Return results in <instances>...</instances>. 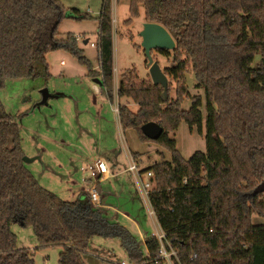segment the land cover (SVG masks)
I'll use <instances>...</instances> for the list:
<instances>
[{"label":"trees","instance_id":"16d2710c","mask_svg":"<svg viewBox=\"0 0 264 264\" xmlns=\"http://www.w3.org/2000/svg\"><path fill=\"white\" fill-rule=\"evenodd\" d=\"M141 5L146 20L163 24L176 41L172 50H157L173 51V65L164 69L167 94L162 84L140 80L135 68L124 73L116 91L119 99L140 106L135 112L119 102L123 128L171 153L142 170L153 174L149 197L157 220L181 264H264V191L255 192L264 181V0H130L127 24ZM88 17L61 0H0V90L8 78H37L43 68L50 76L47 55L63 49L89 74L102 75V89L114 101L112 0H103L100 13V71L78 38L62 37L59 29L65 18ZM189 70L204 94L190 96ZM187 96L188 110L182 107ZM204 119L207 150L186 158L169 133L183 120L202 130ZM148 121L164 127L159 139L142 131ZM24 157L20 123L0 98V264H36L34 250L18 246L14 223L31 226L42 247L61 246L59 264H88L85 255L96 235L119 236L134 264H165L155 235L144 252L137 237L95 206L88 192L62 198L39 182ZM255 215L262 222L255 223Z\"/></svg>","mask_w":264,"mask_h":264},{"label":"rangeland","instance_id":"374dc122","mask_svg":"<svg viewBox=\"0 0 264 264\" xmlns=\"http://www.w3.org/2000/svg\"><path fill=\"white\" fill-rule=\"evenodd\" d=\"M61 1L69 10L76 8L89 14L90 17L86 19L65 18L59 29L62 37L71 33L78 38L84 54L95 69L100 71L98 38L103 0ZM112 9L114 82L117 86L114 101L102 89V75L97 72L89 74L86 65L63 49L47 55L50 76L45 74L46 69L39 64L44 70L39 77L8 78L0 90V98L7 112L16 116L20 123L22 146L26 152L24 160L43 186L67 200L86 195L89 183L83 181L86 173L80 167L96 160L97 155L106 159L116 157L120 161L121 169L128 166V155L132 151L139 152L142 157L141 164L148 166L171 157V153L162 145L153 141L143 142L135 129L118 127L119 112L114 108L116 104L126 103L135 112L140 107L131 98H118L116 91L124 73L129 75L130 70L135 68L140 80H152V77L140 34L147 21L144 7L140 6L139 14L133 16L131 24L126 23L131 18L130 0H112ZM152 52L163 70L173 65V51L167 55L156 49ZM63 58L68 65H60ZM196 83L194 72L189 70L187 84L190 96L204 94L201 88L196 87ZM171 84V95L175 98L176 80ZM190 96L183 100V109L188 110L191 107ZM202 110L205 113L204 105ZM169 135L176 139L177 148L186 158H190L198 150H207L205 119L202 130L198 127L191 129L183 120ZM108 142L113 143V147L108 148ZM37 152L38 157L33 158ZM117 179L124 181L123 185L125 183L127 186L128 190L124 193L133 191L139 199L137 215L127 210L133 215V221L119 215V222L128 226L145 252L146 240L160 231L158 224L148 214L146 203H142V197L138 196L142 181L152 182L151 177L143 172L138 180L134 173L126 170ZM115 180L111 179L114 183ZM254 222H262V218L255 215ZM12 229L18 236L19 247L34 250L36 264H59L61 246H40L31 226L14 223ZM85 259L88 264L131 263L122 239L115 235L94 236Z\"/></svg>","mask_w":264,"mask_h":264},{"label":"built area","instance_id":"2783aa9c","mask_svg":"<svg viewBox=\"0 0 264 264\" xmlns=\"http://www.w3.org/2000/svg\"><path fill=\"white\" fill-rule=\"evenodd\" d=\"M60 65H66V59L63 58L60 60ZM117 112H119V104H116L114 107ZM83 173L86 175L83 177L84 182L89 183L88 193L90 195L92 203L97 207H103L102 197L99 192V185L101 182L115 176L116 174L112 171L109 161L103 157H97L96 160L93 162H89L87 164L81 165L80 167ZM128 170L138 172L140 168L136 161H133L128 166ZM148 175L151 177L153 174L151 171L147 172ZM152 182H144L142 181V189H143V197L145 199V203L148 207V214L152 217V219L157 220L155 209L153 208L150 197L149 191L152 188ZM160 225V224H159ZM158 238L159 241V257L164 261L166 264H181L178 251L174 246L171 244L170 240L167 238L166 233L162 230L160 226V231L156 234H153ZM121 264H127L125 262H121ZM134 264V263H130Z\"/></svg>","mask_w":264,"mask_h":264},{"label":"crops","instance_id":"0c3cea01","mask_svg":"<svg viewBox=\"0 0 264 264\" xmlns=\"http://www.w3.org/2000/svg\"><path fill=\"white\" fill-rule=\"evenodd\" d=\"M66 65H68V63ZM66 65H63V66H66ZM117 85H118V83H117ZM115 86H116V84H115ZM118 121H119L118 122V127H120V129H121L122 124H121V121H120L119 114H118ZM83 125H87V124L83 123ZM106 144L108 145V148L113 147V143H111V142H108ZM132 153H133V151L130 152L129 155H128V163L131 164L133 161H136L138 166H139V168H140L139 173L135 172V171L128 170L129 164L125 168L121 169L120 168V164H119L120 161L116 157H112V158L109 157L108 158L106 156L108 158L107 160L109 161V164L111 166L112 171L116 175L111 177V178H109V179H107V180H105V181H103V182H101L100 187H99V192L101 194L102 202H103V205H104L102 207V209L104 210L106 215H108L111 219H113V221H118L119 222V218H118L119 215L123 216L125 219H127L129 221H133V219H132L133 215L131 216L127 212V210H130L134 214L137 215V212H138V209H139L137 207V206H139V199H138L137 195H135V192L133 193V191H129V193L128 192L124 193L125 191L128 190L127 186L125 185V183L123 185L124 181L122 182V181H120V179H117L118 176L121 175L126 170L129 171V172L134 173L136 179H138V180L141 179V174L143 173L142 170L148 165H142L141 164L142 163L141 162L142 157L136 159V158L133 157ZM25 154H26V152H25ZM37 154H39V152L35 153L33 158L38 157ZM97 156L100 157L102 155H97ZM28 167H29V165H28ZM111 179H116L115 180L116 182L114 183V181H111ZM117 186H120V187H117ZM141 187H142V185H141ZM139 188H140V186H139ZM138 196L142 197V199H143L142 203H144L145 199L143 197V190L141 188H140V193L138 192ZM153 222L157 223L159 228H160L158 220H154ZM123 225L128 228V226L126 224H123Z\"/></svg>","mask_w":264,"mask_h":264},{"label":"water","instance_id":"95a60500","mask_svg":"<svg viewBox=\"0 0 264 264\" xmlns=\"http://www.w3.org/2000/svg\"><path fill=\"white\" fill-rule=\"evenodd\" d=\"M143 46L147 56V64L154 84H162L165 88L164 94L168 93L169 79L161 65L154 59L152 51L154 49L172 50L176 47V41L170 31L161 23L146 21L141 31ZM88 42V40H86ZM142 131L151 139H159L165 129L159 121H148L142 125ZM25 159V157H24ZM29 160L28 158H26ZM264 191V181L255 189V192Z\"/></svg>","mask_w":264,"mask_h":264}]
</instances>
